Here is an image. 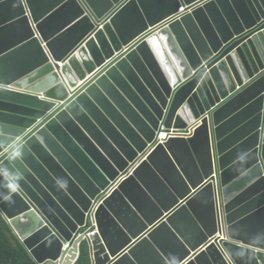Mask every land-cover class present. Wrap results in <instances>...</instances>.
Here are the masks:
<instances>
[{
	"label": "water",
	"instance_id": "water-1",
	"mask_svg": "<svg viewBox=\"0 0 264 264\" xmlns=\"http://www.w3.org/2000/svg\"><path fill=\"white\" fill-rule=\"evenodd\" d=\"M0 209L38 264H264V0H0Z\"/></svg>",
	"mask_w": 264,
	"mask_h": 264
},
{
	"label": "trees",
	"instance_id": "trees-1",
	"mask_svg": "<svg viewBox=\"0 0 264 264\" xmlns=\"http://www.w3.org/2000/svg\"><path fill=\"white\" fill-rule=\"evenodd\" d=\"M0 264H38L19 241L1 209ZM75 264H93L90 247L87 241L82 242L80 247V256Z\"/></svg>",
	"mask_w": 264,
	"mask_h": 264
},
{
	"label": "built area",
	"instance_id": "built-area-1",
	"mask_svg": "<svg viewBox=\"0 0 264 264\" xmlns=\"http://www.w3.org/2000/svg\"><path fill=\"white\" fill-rule=\"evenodd\" d=\"M194 129H191L189 132H187V135H192ZM173 134H171L170 132H168L167 130H165L164 128H160V131L157 135V139H156V142L157 144H163L165 143L166 141H168L170 139V137L172 136ZM226 236L224 235L222 237V239H225Z\"/></svg>",
	"mask_w": 264,
	"mask_h": 264
}]
</instances>
